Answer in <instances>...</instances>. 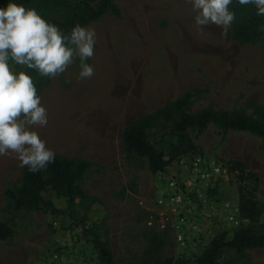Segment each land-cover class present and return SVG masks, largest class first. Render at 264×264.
I'll return each instance as SVG.
<instances>
[{"label": "rangeland", "instance_id": "374dc122", "mask_svg": "<svg viewBox=\"0 0 264 264\" xmlns=\"http://www.w3.org/2000/svg\"><path fill=\"white\" fill-rule=\"evenodd\" d=\"M115 2L119 17L105 15L85 27L96 34L94 56L85 61L94 69L90 79H79L78 57L56 78L32 76L48 113L47 126L32 130L55 157L89 163L77 182L84 197L74 200L72 214L16 209L6 191L21 187L27 166H20L15 153L0 156V219L12 229L11 238L0 241V264H54L49 254L61 245H80L93 259L95 235L109 247L113 264H174L179 258L173 233L147 225L162 172L153 173L146 159L125 151L123 130L147 119L146 139L167 154L183 113L235 112L264 128V36L256 44L240 45L231 39L230 28L227 36L215 25L201 30L187 0ZM72 6L35 10L52 23L66 19ZM10 65L17 73L16 64ZM178 100L184 102L181 110L173 107ZM165 108L172 109L170 114L158 116ZM185 134L192 151L224 169L210 195L238 205L241 189L255 188L259 222L264 223V134L225 131L214 123ZM190 155H179L163 173L175 171L176 161ZM236 162L258 181L240 182L230 171ZM42 197L66 211V199L52 189ZM205 226L208 242L229 231L210 218ZM218 262L264 264V248L225 250Z\"/></svg>", "mask_w": 264, "mask_h": 264}, {"label": "trees", "instance_id": "16d2710c", "mask_svg": "<svg viewBox=\"0 0 264 264\" xmlns=\"http://www.w3.org/2000/svg\"><path fill=\"white\" fill-rule=\"evenodd\" d=\"M8 3L23 5L26 9L46 10L58 9L73 3L71 14L66 19L55 24L65 34L69 35L76 25L86 27L88 24L98 21L105 15L120 16V9L115 0H0V7H6ZM235 13L236 19L230 27L231 39L240 45L256 44L264 36V16L257 15L253 5L241 6L238 0H232L229 6ZM18 72L24 71L29 76L38 75L34 69L16 64ZM184 102L178 100L173 107L181 110ZM171 108H165L157 112L158 116H168ZM209 123H214L223 130L250 131L258 135L264 134L263 125L250 118L235 112L215 111L206 108L196 114L183 113L175 123L177 130L176 142L170 145L166 154L158 150L146 139L145 129L148 120L139 119L137 122L125 127L121 140L128 154H136L146 159L153 173L163 172L167 166L178 159L179 155L197 154L193 150L191 139L185 134L188 128L203 130ZM89 168V163L82 160H70L55 157L46 169L37 172L29 171L26 167L22 172L21 187L17 191L7 190L6 196L14 201L16 209L42 211L51 215L70 212L77 197H84L77 182ZM231 172H237L240 182L258 181L253 175L246 174L244 166L238 162L230 167ZM255 187V185H254ZM52 189L58 196L66 199V211L58 210L42 197V192ZM239 198V211L242 220L247 224L229 231H222L214 236L205 247L202 254L194 261L178 259L174 264H219V259L225 250H234L237 253L264 248V223L259 222L260 210L254 198L253 189L244 186ZM244 223V222H242ZM241 223V224H242ZM12 236V229L0 219V241ZM93 238V246L99 260V264H113L109 247L100 241L96 235Z\"/></svg>", "mask_w": 264, "mask_h": 264}, {"label": "clouds", "instance_id": "9594fccd", "mask_svg": "<svg viewBox=\"0 0 264 264\" xmlns=\"http://www.w3.org/2000/svg\"><path fill=\"white\" fill-rule=\"evenodd\" d=\"M196 13L195 24L203 30L215 25L228 29L236 16L230 10L232 0H187ZM241 6L253 5L264 16V0H238ZM95 31L76 25L69 35L47 22L35 9L8 3L0 8V156L15 153L21 167L44 170L55 160V152L46 147L33 127H45L48 113L31 76L13 73L10 61L36 70L41 76L56 78L79 58V79H90L94 69L86 60L94 56Z\"/></svg>", "mask_w": 264, "mask_h": 264}, {"label": "built area", "instance_id": "2783aa9c", "mask_svg": "<svg viewBox=\"0 0 264 264\" xmlns=\"http://www.w3.org/2000/svg\"><path fill=\"white\" fill-rule=\"evenodd\" d=\"M175 171L161 173L157 193L147 225L157 231L170 230L181 260L194 261L207 246L205 226L210 218L228 230L236 229L244 220L236 204L210 195L222 178V166L199 154L179 159ZM54 264H99L77 245H61L49 254Z\"/></svg>", "mask_w": 264, "mask_h": 264}]
</instances>
